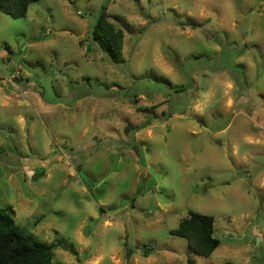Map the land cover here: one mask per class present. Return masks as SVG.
<instances>
[{
    "label": "rangeland",
    "instance_id": "obj_1",
    "mask_svg": "<svg viewBox=\"0 0 264 264\" xmlns=\"http://www.w3.org/2000/svg\"><path fill=\"white\" fill-rule=\"evenodd\" d=\"M103 7L123 59L93 38ZM0 207L53 264H264V0L0 12ZM213 216L221 245L171 234Z\"/></svg>",
    "mask_w": 264,
    "mask_h": 264
},
{
    "label": "trees",
    "instance_id": "obj_2",
    "mask_svg": "<svg viewBox=\"0 0 264 264\" xmlns=\"http://www.w3.org/2000/svg\"><path fill=\"white\" fill-rule=\"evenodd\" d=\"M38 0H0V12L13 18H23L29 7ZM103 7L93 29V38L109 49L114 59H123L124 32L110 21ZM213 216L190 211L171 234L185 239L192 251L211 257L221 245L215 237ZM55 243L40 242L34 234L23 229L15 220V211L0 207V264H53Z\"/></svg>",
    "mask_w": 264,
    "mask_h": 264
}]
</instances>
